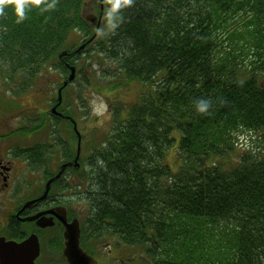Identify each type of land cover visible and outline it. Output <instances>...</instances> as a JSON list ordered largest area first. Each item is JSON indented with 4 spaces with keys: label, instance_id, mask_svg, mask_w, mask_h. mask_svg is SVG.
Instances as JSON below:
<instances>
[{
    "label": "trees",
    "instance_id": "1",
    "mask_svg": "<svg viewBox=\"0 0 264 264\" xmlns=\"http://www.w3.org/2000/svg\"><path fill=\"white\" fill-rule=\"evenodd\" d=\"M85 2L32 8L21 23L12 7L0 17V73L20 91L46 71L66 80V64L75 66L83 51L106 61L111 89L147 88L134 102L113 104L108 126L82 141L74 171L83 237L122 248L125 264H264V146L239 145L243 132L264 130V0H135L113 30L103 0L102 36L85 20ZM95 6L98 15L99 0ZM75 31L82 43L93 37L91 45L67 48ZM75 79L57 108L76 122L88 109L70 89ZM200 100L209 102L205 114L196 110ZM32 121L41 124H26L27 134L50 120ZM47 129L52 141L28 156L35 148L47 163L55 146L72 158V123Z\"/></svg>",
    "mask_w": 264,
    "mask_h": 264
},
{
    "label": "flooded vegetation",
    "instance_id": "2",
    "mask_svg": "<svg viewBox=\"0 0 264 264\" xmlns=\"http://www.w3.org/2000/svg\"><path fill=\"white\" fill-rule=\"evenodd\" d=\"M8 85L9 81L6 87ZM50 104L51 108L55 102L51 100ZM50 108L45 114L50 121L43 123L47 130V133H44V141H40L42 138H32L38 134L37 132L30 134L25 132L26 128L23 127L26 124L33 126L30 121H20L15 127L12 125V121H8L7 113L0 119V238L19 243L30 235H35L39 243V253L34 264H68L63 255L64 225L58 218V212L63 208L67 222L74 218L79 221V244L82 249L95 260L96 264H105L95 253L94 248L88 249L90 243L88 239L83 237L82 223L74 205L76 194L80 192L77 189L74 170L78 169L80 165L78 167L66 165L58 178L62 177L60 179L61 184L57 183L58 179L52 180L46 196L41 198L47 181L57 174L62 164L71 163L75 158L74 155L68 159L57 151V154L54 155L53 153L47 154L49 159L46 163L44 162L45 155L40 151H35V148L32 149L31 158L28 156L26 150L29 148L48 140L52 141L53 133L47 129L48 126L60 130V128L72 123L67 118L69 115L56 108L62 114V116H58L51 113ZM52 116L66 119L67 123L54 122ZM56 133L60 135L59 131ZM63 135L66 138V133ZM31 159L36 160V163H33ZM41 222L45 225H40ZM97 247L99 246L97 245ZM108 247L107 256L113 251L120 255V248L115 250L112 244ZM116 257L120 260L119 256H113V259ZM123 263L125 264V262Z\"/></svg>",
    "mask_w": 264,
    "mask_h": 264
},
{
    "label": "rangeland",
    "instance_id": "3",
    "mask_svg": "<svg viewBox=\"0 0 264 264\" xmlns=\"http://www.w3.org/2000/svg\"><path fill=\"white\" fill-rule=\"evenodd\" d=\"M88 13H96L95 0H86L84 14L86 15ZM101 22L102 21H100L98 26L99 30L104 28ZM82 38L83 34L81 32H72L69 36L68 41L66 42V47H73L74 49H77L81 45ZM75 66L76 70L81 69V73L77 75L78 78L75 79L70 89L74 90L75 94L77 92L80 93L81 97L84 100L85 106L88 109L86 110L87 113L85 116L82 115L83 112H79L78 114H76L75 120L77 122L78 131L82 136H84L82 141L86 138H88V140L90 141V139H94V137H96V134L99 130H101V128H105L108 126L111 120L110 109L113 104H129L131 102H134L147 88L143 87L139 83H130L127 86L111 89L110 85L107 82L109 81V78H107L103 73V71H105L104 69H107L106 61H97L93 56H87V53H85L84 51L80 52ZM5 79L6 75L4 76L1 72L0 119L5 116V113H7V119L9 122H13V126H15L20 121H30V123L34 126L35 124H38L33 122L32 120L34 118H39L41 120L45 113L48 112L51 100L55 97L57 86L63 81V78L60 77L58 71H46L38 78L36 83L33 84L31 88L25 85L22 86V91H20L16 87L18 82L17 79ZM85 79L87 80L89 85L83 86ZM8 81L9 85L8 87H6ZM43 130H46L45 126L38 130L40 133L35 135V137L31 135L32 138H42L40 141H44L43 137H45V135ZM93 133H95V135H93ZM259 137L255 136L253 133L243 132L242 134H240L239 145L254 147L253 144L260 143L264 146V130H261V135ZM85 146L87 147L86 144ZM50 151L53 152V155L55 153L57 154V149L55 146H52ZM81 155L82 157L85 156V149H83V145L81 149ZM174 157L175 155L173 151H169V153L166 155V162L169 163L172 167H174ZM79 191L82 192V189H80ZM74 205L76 206L77 213L81 215V213H83L84 211L82 209V200L76 197ZM107 241L108 240L98 242L96 246L90 243L88 249L94 248L95 253L105 264H124L123 262H126L127 254L125 251H122V248H120V255L116 254L113 251L107 256V251L109 249L108 246H111L112 244L111 242ZM97 245L99 247H97ZM113 256H119L120 260H118L117 257L113 259Z\"/></svg>",
    "mask_w": 264,
    "mask_h": 264
},
{
    "label": "water",
    "instance_id": "4",
    "mask_svg": "<svg viewBox=\"0 0 264 264\" xmlns=\"http://www.w3.org/2000/svg\"><path fill=\"white\" fill-rule=\"evenodd\" d=\"M102 14L103 0H99V14L96 15L95 13H88L84 16V18L91 25L95 26L97 31ZM83 46L84 45H81L77 49V51L82 49ZM64 53L65 52L63 51L62 54ZM59 58H61V56H59ZM66 67L69 70L67 79L64 80L62 82V85L57 89V102L50 108V112L58 116H62V114L56 110L57 106L61 103L62 88L67 86L69 82H72L76 75V66L67 63ZM67 118L73 123V130L77 136L75 158L71 163L62 164L57 174L47 181L44 193L41 198H44L46 196L51 181L56 180L60 177L66 165H72L74 167L79 166L78 159L81 153V134L77 129L76 122L69 116ZM58 213V218L64 225L63 255L66 258L68 264H96L95 260L89 254H87L79 244L80 228L78 219L74 218L72 221L67 222L65 218V210H63V208ZM40 225H45V223L41 222ZM38 253L39 243L35 235H30L25 240L19 243L14 241H5L4 238H0V264H34V260L38 256Z\"/></svg>",
    "mask_w": 264,
    "mask_h": 264
},
{
    "label": "clouds",
    "instance_id": "5",
    "mask_svg": "<svg viewBox=\"0 0 264 264\" xmlns=\"http://www.w3.org/2000/svg\"><path fill=\"white\" fill-rule=\"evenodd\" d=\"M58 0H0V17L5 15V9L12 7L17 17V23L27 19V14L32 8H39L42 12L54 10ZM135 0H104L107 9L104 19L109 30L118 26L121 19L122 10L131 7ZM104 30H98V35H104ZM209 108V102L200 100L196 103V110L200 114H205ZM95 111V109H94Z\"/></svg>",
    "mask_w": 264,
    "mask_h": 264
},
{
    "label": "bare ground",
    "instance_id": "6",
    "mask_svg": "<svg viewBox=\"0 0 264 264\" xmlns=\"http://www.w3.org/2000/svg\"><path fill=\"white\" fill-rule=\"evenodd\" d=\"M83 40H84V38H82L81 41H83ZM92 42H93V39H88V40L86 41V43H85V42H84V43L81 42V45H84L82 49L85 48V45H86V44H87V45H91ZM81 45H80V46H81ZM80 46H79V47H80ZM79 47H78V48H79ZM78 48H77V49H78ZM82 49H80L79 51H81ZM75 76H76V75H75ZM74 79H75V78H74Z\"/></svg>",
    "mask_w": 264,
    "mask_h": 264
}]
</instances>
